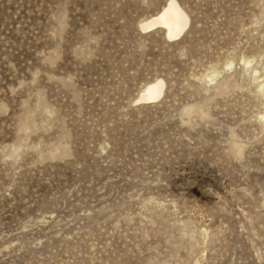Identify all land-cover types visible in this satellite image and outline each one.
<instances>
[{
	"label": "rangeland",
	"instance_id": "374dc122",
	"mask_svg": "<svg viewBox=\"0 0 264 264\" xmlns=\"http://www.w3.org/2000/svg\"><path fill=\"white\" fill-rule=\"evenodd\" d=\"M170 1L0 0V264H264V0Z\"/></svg>",
	"mask_w": 264,
	"mask_h": 264
},
{
	"label": "bare ground",
	"instance_id": "6f19581e",
	"mask_svg": "<svg viewBox=\"0 0 264 264\" xmlns=\"http://www.w3.org/2000/svg\"><path fill=\"white\" fill-rule=\"evenodd\" d=\"M189 25L190 20L188 14H186L176 1L172 0L165 5L161 12L143 21L140 28L143 31L162 28L168 40L176 41L181 39L186 33ZM164 90L165 83L162 80H156L145 87L137 101L154 103L163 97Z\"/></svg>",
	"mask_w": 264,
	"mask_h": 264
}]
</instances>
